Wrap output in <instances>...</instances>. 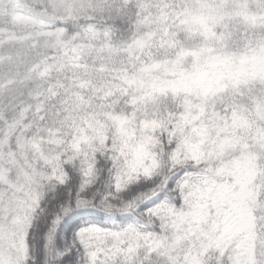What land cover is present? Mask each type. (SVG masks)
<instances>
[{"label": "snow or ice", "instance_id": "snow-or-ice-1", "mask_svg": "<svg viewBox=\"0 0 264 264\" xmlns=\"http://www.w3.org/2000/svg\"><path fill=\"white\" fill-rule=\"evenodd\" d=\"M0 264H264V0H0Z\"/></svg>", "mask_w": 264, "mask_h": 264}]
</instances>
